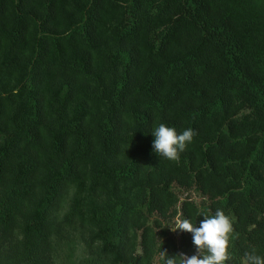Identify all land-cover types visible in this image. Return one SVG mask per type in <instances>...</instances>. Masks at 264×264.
Wrapping results in <instances>:
<instances>
[{
  "label": "trees",
  "instance_id": "obj_1",
  "mask_svg": "<svg viewBox=\"0 0 264 264\" xmlns=\"http://www.w3.org/2000/svg\"><path fill=\"white\" fill-rule=\"evenodd\" d=\"M218 209L264 253V0H0V264H161Z\"/></svg>",
  "mask_w": 264,
  "mask_h": 264
},
{
  "label": "clouds",
  "instance_id": "obj_2",
  "mask_svg": "<svg viewBox=\"0 0 264 264\" xmlns=\"http://www.w3.org/2000/svg\"><path fill=\"white\" fill-rule=\"evenodd\" d=\"M152 148L157 155L168 161H178L180 154L193 143L197 132L188 127L178 132L175 127L160 123L152 132ZM199 226L192 218L181 217L174 225V231L191 234L196 254H178L172 257L161 252V264H231L233 260L232 241L235 229L230 215L223 210L214 214L204 213ZM242 264H264V253L252 247L243 252Z\"/></svg>",
  "mask_w": 264,
  "mask_h": 264
},
{
  "label": "rangeland",
  "instance_id": "obj_3",
  "mask_svg": "<svg viewBox=\"0 0 264 264\" xmlns=\"http://www.w3.org/2000/svg\"><path fill=\"white\" fill-rule=\"evenodd\" d=\"M191 197H192V199L193 200H195L196 202H200L201 201V197H199L197 194H192L191 195ZM183 198V197H182ZM179 220V218H177L176 220H174L171 224H170V226H169V229H170V231H171V233L176 237V238H178V235H179V230H177V231H174L175 229H174V225L176 224V222Z\"/></svg>",
  "mask_w": 264,
  "mask_h": 264
}]
</instances>
